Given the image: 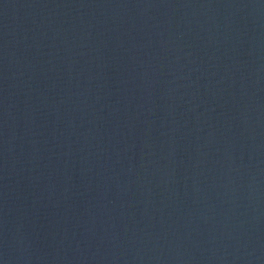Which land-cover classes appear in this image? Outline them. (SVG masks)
I'll list each match as a JSON object with an SVG mask.
<instances>
[{
	"label": "water",
	"instance_id": "water-1",
	"mask_svg": "<svg viewBox=\"0 0 264 264\" xmlns=\"http://www.w3.org/2000/svg\"><path fill=\"white\" fill-rule=\"evenodd\" d=\"M0 264H264V0H0Z\"/></svg>",
	"mask_w": 264,
	"mask_h": 264
}]
</instances>
